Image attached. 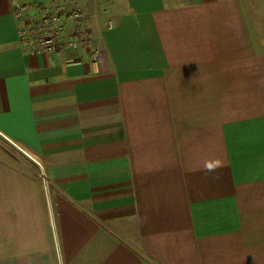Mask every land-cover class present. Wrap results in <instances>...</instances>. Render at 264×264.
Wrapping results in <instances>:
<instances>
[{"label":"crops","instance_id":"0c3cea01","mask_svg":"<svg viewBox=\"0 0 264 264\" xmlns=\"http://www.w3.org/2000/svg\"><path fill=\"white\" fill-rule=\"evenodd\" d=\"M70 7L103 60L25 50L0 0V133L36 161L0 137V264H264V47L240 0Z\"/></svg>","mask_w":264,"mask_h":264},{"label":"built area","instance_id":"2783aa9c","mask_svg":"<svg viewBox=\"0 0 264 264\" xmlns=\"http://www.w3.org/2000/svg\"><path fill=\"white\" fill-rule=\"evenodd\" d=\"M16 33L25 50L52 53L64 47H90L93 61L103 60L101 29L84 27L87 15L70 7L75 0H10ZM30 13H38L30 18ZM93 16H95L93 14ZM72 27L67 29L68 25ZM105 26H110L108 21Z\"/></svg>","mask_w":264,"mask_h":264},{"label":"rangeland","instance_id":"374dc122","mask_svg":"<svg viewBox=\"0 0 264 264\" xmlns=\"http://www.w3.org/2000/svg\"><path fill=\"white\" fill-rule=\"evenodd\" d=\"M254 41L264 47V0H240Z\"/></svg>","mask_w":264,"mask_h":264},{"label":"water","instance_id":"95a60500","mask_svg":"<svg viewBox=\"0 0 264 264\" xmlns=\"http://www.w3.org/2000/svg\"><path fill=\"white\" fill-rule=\"evenodd\" d=\"M0 137L2 139H4L7 143H9L12 147H14L16 150H18L19 152H21L22 154H24L26 157L32 159L33 161H35L31 156H29L23 149H21L18 145H16L12 140H10L9 138H7L6 136H4L2 133H0ZM36 162V161H35Z\"/></svg>","mask_w":264,"mask_h":264}]
</instances>
